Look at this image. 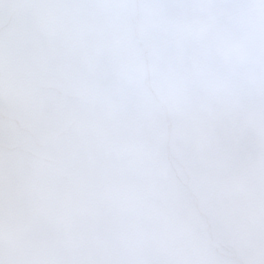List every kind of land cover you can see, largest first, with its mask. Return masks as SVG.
Instances as JSON below:
<instances>
[{"label": "snow or ice", "instance_id": "1", "mask_svg": "<svg viewBox=\"0 0 264 264\" xmlns=\"http://www.w3.org/2000/svg\"><path fill=\"white\" fill-rule=\"evenodd\" d=\"M0 264H264V0H0Z\"/></svg>", "mask_w": 264, "mask_h": 264}]
</instances>
